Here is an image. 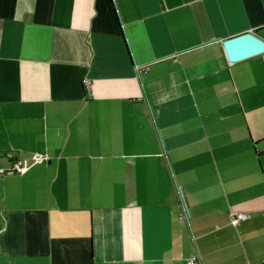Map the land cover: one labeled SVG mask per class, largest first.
I'll use <instances>...</instances> for the list:
<instances>
[{
    "label": "crops",
    "instance_id": "obj_1",
    "mask_svg": "<svg viewBox=\"0 0 264 264\" xmlns=\"http://www.w3.org/2000/svg\"><path fill=\"white\" fill-rule=\"evenodd\" d=\"M247 31L264 0H0V264H264Z\"/></svg>",
    "mask_w": 264,
    "mask_h": 264
},
{
    "label": "water",
    "instance_id": "obj_2",
    "mask_svg": "<svg viewBox=\"0 0 264 264\" xmlns=\"http://www.w3.org/2000/svg\"><path fill=\"white\" fill-rule=\"evenodd\" d=\"M225 57L237 62L264 52V39L254 32H244L222 40Z\"/></svg>",
    "mask_w": 264,
    "mask_h": 264
},
{
    "label": "built area",
    "instance_id": "obj_3",
    "mask_svg": "<svg viewBox=\"0 0 264 264\" xmlns=\"http://www.w3.org/2000/svg\"><path fill=\"white\" fill-rule=\"evenodd\" d=\"M84 85L87 86L89 83L88 81H83ZM7 157L11 159V164L7 169H0L1 174H23L25 171L29 168V163L26 160L18 159V158H12L11 154H7ZM34 162L43 161L46 159V157L40 153H36L34 155ZM178 195L182 206L183 213L179 216L180 219L187 218L188 213L186 210V205L184 202V197L180 189H178ZM248 218V215L246 213H240L235 212L232 213L229 217V223L231 225H236L237 223L244 221ZM186 264H199V261L197 259V256H192L186 260Z\"/></svg>",
    "mask_w": 264,
    "mask_h": 264
}]
</instances>
